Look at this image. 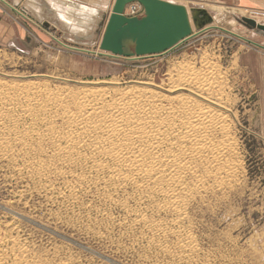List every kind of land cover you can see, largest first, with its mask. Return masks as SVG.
I'll use <instances>...</instances> for the list:
<instances>
[{"label": "rangeland", "instance_id": "obj_1", "mask_svg": "<svg viewBox=\"0 0 264 264\" xmlns=\"http://www.w3.org/2000/svg\"><path fill=\"white\" fill-rule=\"evenodd\" d=\"M166 1L204 8L212 23L207 29L193 28L191 37L169 51L142 58L99 51L103 27L90 19L70 24L53 14L33 20L19 10V18L35 25L20 27L24 39L0 44V91L18 97L33 87L54 96L79 97L98 89L116 97L134 89L190 97L218 115L223 130L213 133L211 141L223 145L224 153L216 161L208 155L196 162L186 177L191 194L184 218L173 228L187 237L183 242L190 248L182 247L175 234L128 227L124 210L103 201V192L109 190L106 175L92 173L87 161L64 164L46 137L39 145L35 140L25 146L9 140V160L0 154V235L19 239L33 264H264V61L259 62L264 59V35L236 19L242 18L238 11L250 9L260 12L251 19L264 24V0ZM87 2L108 14L114 0ZM0 3L8 11L14 8L7 0ZM186 77L188 87L182 85ZM66 102L52 109L60 128L66 125L64 113L76 112ZM20 124V130L27 126L26 120ZM36 160L49 175V190L29 173H17L26 164L38 168ZM81 171L93 182H86L85 193L73 200L62 183H71V173ZM127 193L132 194L131 187L120 190L119 197ZM128 205L147 212L135 199ZM145 215L158 227L170 226L174 219L155 208Z\"/></svg>", "mask_w": 264, "mask_h": 264}, {"label": "bare ground", "instance_id": "obj_2", "mask_svg": "<svg viewBox=\"0 0 264 264\" xmlns=\"http://www.w3.org/2000/svg\"><path fill=\"white\" fill-rule=\"evenodd\" d=\"M130 6L132 3L124 8L123 15L126 17ZM191 8H186L188 13ZM200 9L206 12L204 8ZM11 11L23 17L15 8ZM238 12L242 18L253 21L256 25H264L251 19L260 12L250 9ZM190 21L193 33L195 26L191 16ZM261 21L264 22V13ZM190 83L189 77H186L182 85L188 87ZM198 86L202 90L205 87L203 84ZM118 93L114 97L97 89L84 91L79 97L72 94L59 97L32 87L14 97L0 91V154L9 160V140L24 146L27 141L35 140V144L39 145V139L46 137L55 155L64 164L73 166L87 161L88 170L92 173L97 176L106 175L104 185L109 190H104L103 201L124 210L128 227L156 230L163 235L175 234L183 244L182 247L190 248L187 240L188 244L183 242L187 237L178 230L174 232L173 228L184 218L182 216L185 215L186 200L191 194L186 177L192 174L196 162L208 155L216 161L224 153L223 145H214L211 141L213 133L223 130L222 120L212 111L196 105L190 97L175 95L174 98H167L134 89ZM64 100L72 103L76 112L66 111V125L60 128L55 125L52 109ZM17 104L22 105L19 111L15 109ZM22 120H26L27 126L20 130ZM27 163H32L29 158ZM36 164L38 168L26 164L17 173H29L32 179L37 180L38 184L42 182L44 188L48 189L49 175L42 169L43 164L37 160ZM82 171V174L71 173V183L68 180L62 183L70 191L68 196L73 200L78 194L85 193L86 182H93ZM128 187L132 188V194L130 192L119 197V191H126ZM130 199H135L139 207H144L147 212L155 208L158 212L171 213L174 216V221L171 220L173 224L170 221L171 225L164 226L165 228L154 225L147 220L146 211L129 207ZM0 264L33 263L19 239L4 233L0 235Z\"/></svg>", "mask_w": 264, "mask_h": 264}, {"label": "water", "instance_id": "obj_3", "mask_svg": "<svg viewBox=\"0 0 264 264\" xmlns=\"http://www.w3.org/2000/svg\"><path fill=\"white\" fill-rule=\"evenodd\" d=\"M139 3L144 9L142 17H126L124 8ZM196 29L212 22L200 8L189 10ZM189 13L184 5L166 0H115L111 11L101 18L98 49L114 57L142 58L160 55L174 48L192 33ZM237 21L248 29L264 35V25L244 18Z\"/></svg>", "mask_w": 264, "mask_h": 264}, {"label": "crops", "instance_id": "obj_4", "mask_svg": "<svg viewBox=\"0 0 264 264\" xmlns=\"http://www.w3.org/2000/svg\"><path fill=\"white\" fill-rule=\"evenodd\" d=\"M12 7L17 11L26 10L25 14L33 19H49V17L57 16L58 20L63 23H74L75 19L79 18L81 21L90 19L96 27H99L101 23V18L107 15L105 8L97 6H91L87 2L88 0H7ZM263 0H241L240 3L249 4L252 2L260 3ZM104 6V4H102ZM4 6L1 7L0 3V44L5 42H11L12 40L23 37L25 38V33L20 27L32 28L34 22H28L19 18L17 12L8 11ZM20 12V11H19ZM44 14V15H43ZM54 14V15H53ZM19 23H17V21ZM26 24V25H25ZM35 25V24H34ZM76 25V23H75ZM100 28V27H99ZM97 31H94L95 34ZM259 52V51H258ZM260 56V55H259ZM263 58L259 59L262 63Z\"/></svg>", "mask_w": 264, "mask_h": 264}, {"label": "built area", "instance_id": "obj_5", "mask_svg": "<svg viewBox=\"0 0 264 264\" xmlns=\"http://www.w3.org/2000/svg\"><path fill=\"white\" fill-rule=\"evenodd\" d=\"M144 13L142 5L139 3H132V6L130 8L128 7V17H142Z\"/></svg>", "mask_w": 264, "mask_h": 264}]
</instances>
